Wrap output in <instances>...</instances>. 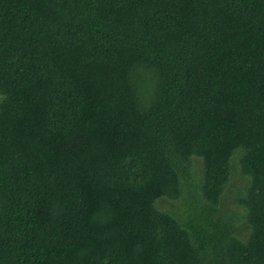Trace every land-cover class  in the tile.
Returning a JSON list of instances; mask_svg holds the SVG:
<instances>
[{"label": "trees", "instance_id": "trees-1", "mask_svg": "<svg viewBox=\"0 0 264 264\" xmlns=\"http://www.w3.org/2000/svg\"><path fill=\"white\" fill-rule=\"evenodd\" d=\"M0 264H264V0H0Z\"/></svg>", "mask_w": 264, "mask_h": 264}]
</instances>
